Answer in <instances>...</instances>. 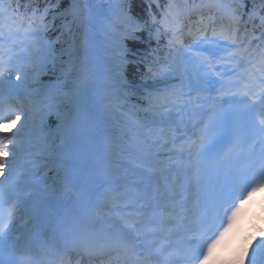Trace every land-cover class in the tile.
I'll return each mask as SVG.
<instances>
[{"label": "snow or ice", "instance_id": "1", "mask_svg": "<svg viewBox=\"0 0 264 264\" xmlns=\"http://www.w3.org/2000/svg\"><path fill=\"white\" fill-rule=\"evenodd\" d=\"M146 4V18L144 19L133 16L128 9L121 7L115 18L109 21V27L118 37L115 71L119 79L125 77L127 65L130 63L129 56L137 55L128 48L125 41H140L139 33L146 32L149 42L155 40L157 45L161 39L167 41L168 51L165 63L161 64L158 58L155 61L143 58L141 61L149 74L148 78L153 80H162L177 72L183 80L188 75L190 63L198 62L199 67L207 66L208 69H211L212 63L209 56L214 53L204 56L201 51L194 49L198 48L202 42L221 47L218 41L222 40L227 42L222 46L225 51L229 47L232 48V51L227 52V58L234 61V67L241 68L242 77L251 78V83L244 84L242 94L249 98L253 106L256 102L264 103V51L260 52L257 61L255 52L249 50L251 41L249 40L248 44H245L244 38L240 35L239 25L244 14L242 3L236 7L221 3L190 7L187 3L180 5L175 0H168L163 8H161L159 0H146ZM153 4L157 9H161L159 16L153 12ZM59 5L60 0H56L54 4L46 6L42 12L34 9L27 18L28 27L24 28L25 18L24 14L19 12V3L15 9H12L10 4L6 5L4 0H0V85L6 83L4 73L7 72L11 75L13 72L9 66L11 56L5 58V52L12 53L13 49L11 45L6 48L4 42L13 38L16 33L24 31L35 38L33 46L36 51L31 52V56L38 60L40 67H46L48 63L54 65L57 60L52 47L55 41L51 43L43 41L39 34L48 29L55 31V21L58 16L71 15L73 23L82 25L89 23L91 9L88 0H72L68 8L58 13L53 12L51 20L47 21L49 7L57 9ZM202 8H215L222 12L219 27L215 26V15H210L208 22L205 23L201 12ZM193 12L200 15L202 27L193 32L192 26H188L192 43L186 45L181 35L184 27L183 19ZM254 14L255 5L248 13L250 20ZM224 20H227L228 23H224ZM262 24H264V19H262ZM60 27L68 28L71 32V28L66 22L62 21ZM209 29L211 30L210 37L208 36ZM245 34H247L246 29ZM62 36L63 32L56 37V41H59ZM156 51L155 48L151 49L152 53ZM221 59L224 58L221 57ZM245 63L250 67L243 68L242 65ZM198 71L197 67H192L193 77L197 76ZM254 73H259V79ZM253 84L258 86V91H252ZM3 95V89L0 88V124L5 126L11 124L15 131L11 129L0 131V176L4 177V179H0V241L5 240L12 232L21 204L16 196V193L21 189L17 185L7 184L6 181L12 176L13 170L21 159L28 160L30 164L34 163L30 156V150L34 145L31 141H25L22 136L25 123H20L17 127L21 115L17 113L14 105L5 102ZM146 99L148 103L144 111L152 113L155 118L160 119L165 114H170L174 108L182 109L185 105L197 102L190 93L184 91L183 85L150 93ZM155 118L152 121L153 126L145 127L143 135L145 138L151 137L152 139L151 145H148L149 151L156 147L161 151L167 149L169 152L165 171L171 173L175 169L177 173L187 172L192 166L193 156L201 158L210 149L212 138L209 136L207 125L201 129L198 139L183 140L182 134L177 135L178 128L163 127ZM24 119L26 122L27 115ZM259 123V135L264 137V119H261ZM231 151L232 149H229V153ZM185 152L188 153L187 160L183 158ZM225 155L227 156L228 153ZM30 174L31 169L25 168L21 175V183ZM260 188H264V157L261 158L258 168L240 178L238 192L224 199L222 211L219 216H214L211 222L206 215L197 214L194 221L189 218L188 212L183 210V201L180 199L181 192L176 188L175 178L168 189V203L163 206L161 200L165 197L159 194V187L156 189L157 195L140 201L139 207L132 212L126 211L125 208L114 202H109L111 207L105 213L110 217L106 221L107 227L82 235V249L77 251L76 264H84L82 259L84 255L88 257L87 264H95L97 259L99 264H175L177 259L181 264H196V261L199 264H211L210 257L216 246L226 234L237 226L245 206ZM173 237H177V239L174 240ZM185 242L190 247H184ZM258 254L264 255V239L259 240L250 254L247 251V246L242 248L232 264H245V257H247V264H257ZM0 264H12V262L0 260ZM33 264H72V262L70 259L56 262L41 257Z\"/></svg>", "mask_w": 264, "mask_h": 264}, {"label": "trees", "instance_id": "2", "mask_svg": "<svg viewBox=\"0 0 264 264\" xmlns=\"http://www.w3.org/2000/svg\"><path fill=\"white\" fill-rule=\"evenodd\" d=\"M55 2H56V0H55ZM67 0H60V5H59V7L57 8V9H54L53 10V12H61V11H63L64 9H66L67 8ZM133 7H136L135 6V4L133 3ZM57 18H60V19H56V21H55V24H57V25H61L60 23H62V20H64L65 22H68L66 19H68V20H70L71 22H72V17H71V15H69V16H67V17H61V16H58ZM63 21V22H64ZM58 22V23H57ZM68 24V23H67ZM69 25V27H71V26H73L74 25V23L72 22V23H70V24H68ZM61 32H63V36H62V38L60 39V43H59V46H60V48H63V47H65L68 43V41H67V36H68V34H69V31H67V28H61L60 27V33L59 34H61Z\"/></svg>", "mask_w": 264, "mask_h": 264}, {"label": "bare ground", "instance_id": "3", "mask_svg": "<svg viewBox=\"0 0 264 264\" xmlns=\"http://www.w3.org/2000/svg\"><path fill=\"white\" fill-rule=\"evenodd\" d=\"M101 123V122H100ZM167 126H169V124H166L164 127H167ZM111 143H109V144H112V141H110ZM178 264V263H177Z\"/></svg>", "mask_w": 264, "mask_h": 264}, {"label": "rangeland", "instance_id": "4", "mask_svg": "<svg viewBox=\"0 0 264 264\" xmlns=\"http://www.w3.org/2000/svg\"><path fill=\"white\" fill-rule=\"evenodd\" d=\"M71 2H72V0H71Z\"/></svg>", "mask_w": 264, "mask_h": 264}]
</instances>
